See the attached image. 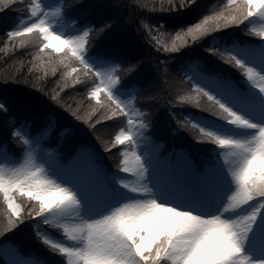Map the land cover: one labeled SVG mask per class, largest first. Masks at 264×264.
Returning <instances> with one entry per match:
<instances>
[{
	"label": "snow or ice",
	"instance_id": "obj_1",
	"mask_svg": "<svg viewBox=\"0 0 264 264\" xmlns=\"http://www.w3.org/2000/svg\"><path fill=\"white\" fill-rule=\"evenodd\" d=\"M15 3L0 0V7L8 9ZM111 3L116 7V0ZM191 4L193 0L178 4L167 0L169 10ZM228 5L226 11L205 15L176 32L170 45L159 28L140 21L149 43L165 53L178 52L229 25H252L249 34L260 38L247 49L252 62L232 50L206 49L240 70L243 79L195 62L186 66L194 88L180 100L202 108L201 99L207 98L204 111L210 115L199 121L178 117L176 127L191 128L198 144L213 146L199 159L183 148L161 154L144 135L148 125L133 118L132 101L123 98L124 79L139 61L124 67V61L112 63L110 53L93 51L95 40L114 17L99 27L88 24L78 34L66 35L54 30L50 19L65 12L63 5L51 12L44 10L42 0L28 5L34 19L9 35L24 38L22 46L29 40L38 42L43 75L34 86L43 91L45 77L60 73L61 91L70 85L88 89L85 95L95 104L86 115L66 101L62 106L93 131L96 117V124L126 119V126L109 144L124 146V159L116 171H109L86 144H77L67 154L59 151L58 144L46 149L41 141L55 130L54 119L17 125L0 102V129H7L23 151L22 159H17L7 143L0 142V195L8 210L0 237L23 223L26 211L30 221L39 218L38 223L63 230L66 240L41 235L51 253L66 264H264V258L248 253L264 251V0H228ZM253 18L260 22L253 23ZM51 99L61 104L60 91L53 89ZM22 197L32 202L28 209L17 202ZM242 205L245 212L238 211ZM36 264L48 262L41 259Z\"/></svg>",
	"mask_w": 264,
	"mask_h": 264
},
{
	"label": "trees",
	"instance_id": "obj_2",
	"mask_svg": "<svg viewBox=\"0 0 264 264\" xmlns=\"http://www.w3.org/2000/svg\"><path fill=\"white\" fill-rule=\"evenodd\" d=\"M36 0H16L14 6L4 9L0 7V102L4 103L10 114L16 119L17 125L22 121H30L38 125L54 119L55 130L50 136L45 135L41 141L45 148H52L58 144L61 153H70L77 144L88 145L95 153L97 161L107 170L116 171L123 160L124 146L109 147L114 143L115 134L121 127L126 126L127 120L102 121L96 124V117L92 126L81 120H76L67 107L66 101L73 109L79 108L81 115H86L95 101L86 97L83 86H69L60 90L56 76L45 77V88L41 91L34 86L43 72L37 61L38 42L29 40L22 46L20 37H11L9 33L24 23L30 17L28 5ZM58 6L63 5L64 19L70 20L75 28L83 29L88 24L99 27L105 21L115 18L112 24L95 40L93 51H105L113 56L112 63L124 61L127 67L129 61H139V65L125 79V90L133 96V105L139 113L136 119L148 125V132L162 142L165 152L169 141L178 145L196 159L200 153L212 148L211 145L198 144L194 139L191 128L177 129V118L187 116L190 119L202 118L210 115L204 111L208 105L207 98L201 99L202 108L195 104L180 100L194 88L189 83L187 65L195 62L205 68H211L222 75L243 79L238 69L226 64L218 57L207 52L208 47H221L231 50L234 44L244 45L247 41H257L259 37L249 34V25H229L219 31L206 35L200 41L184 45L178 52L165 53L156 49L146 38L147 29L140 21L159 28L165 34L164 39L171 44L175 33L181 29L200 22L205 15L211 16L226 11L231 6L227 0H193V4L186 8L172 10L167 7V0H116V7L111 0H57ZM177 4L179 0H176ZM153 31V35H155ZM36 66L34 69L33 67ZM78 66V65H77ZM118 74H119V70ZM53 89L60 91L61 104L52 101ZM170 139V140H169ZM0 142H6L8 147L18 158L23 155L22 146L13 140L7 129H0ZM19 197V194H17ZM26 197L19 198L24 209H28L31 201ZM25 221L15 229H11L0 237V249L8 244L23 258L36 256L44 259L48 264H66L59 254L51 253L43 243L40 235L43 230L58 231L52 225L30 221L32 217L24 213ZM8 221V210L0 195V231H3ZM8 248L7 246H5ZM0 264H6L0 253Z\"/></svg>",
	"mask_w": 264,
	"mask_h": 264
},
{
	"label": "rangeland",
	"instance_id": "obj_3",
	"mask_svg": "<svg viewBox=\"0 0 264 264\" xmlns=\"http://www.w3.org/2000/svg\"><path fill=\"white\" fill-rule=\"evenodd\" d=\"M36 2H38V0H36ZM42 3H43V7H44V10L45 11H54L57 7H58V2L57 0H42ZM227 3H228V0H227ZM31 17L25 19L24 23L27 22ZM42 18V17H41ZM31 19H34V18H31ZM52 21H53V28L54 30H57V31H60L62 34H66V35H75V34H78L77 30H82V29H79V28H75L70 20H67V19H64L61 15L60 16H57V17H51L50 18ZM253 23H259L260 21L256 20L255 18H253ZM252 27V25H249V29ZM66 29H72V31H66ZM18 30H21V28L19 27ZM252 46V44H247V46H241L239 47V45L235 44V48H233V54H237L239 55L242 59H245L246 62H252L249 57L251 56V53L249 51H247V49H249L250 47ZM111 66V65H109ZM36 66L33 67V69L35 68ZM37 68V67H36ZM188 75L190 76V73L188 72ZM126 96L123 97L125 99H131L132 101V105H133V96L131 95L132 93L128 90L126 91ZM139 113V111H137L133 105V118L136 119V116L137 114ZM195 120H201V118H197ZM249 131H252V130H249ZM144 135L147 136L153 144H156L159 146L160 148V152L161 154L169 151L170 149H175V148H182L178 145H174L173 144V141H169L170 144L168 145L167 149L165 150V152L162 151V142L161 141H158L156 140L152 135L151 133L148 132V127H146L144 129ZM170 140V139H169ZM37 151H39V148H37ZM22 159V157H20ZM131 158V156L129 157ZM19 159V158H18ZM124 159V157H123ZM121 175L125 176L126 178H129L131 179V175L130 174H124V173H121ZM19 194V193H17ZM27 200V199H26ZM18 203H21L19 200H17ZM22 205V203H21ZM82 205H83V201H82ZM247 209L245 206H240V208L238 209L239 212H245ZM260 219L261 217L258 215L257 217V227L259 226V223H260ZM54 226V225H52ZM55 227V226H54ZM42 233H47L48 235H50L53 239H56V240H66L67 238L65 237V235L63 234V230L59 228L58 231H55L52 232H48L47 230H43L41 232ZM40 234V235H41ZM42 236V235H41ZM5 246H9L8 244H6ZM5 246L1 247L0 249V253L2 255V257L5 259L6 261V264H36L37 261H39L37 258H34V256L32 257H29V258H23L21 257L15 250L14 248L12 247H8L6 248ZM247 250V249H246ZM248 253L249 255H253L255 256L256 258H264V251H262L260 248H257L255 250V252L251 251V250H248Z\"/></svg>",
	"mask_w": 264,
	"mask_h": 264
}]
</instances>
